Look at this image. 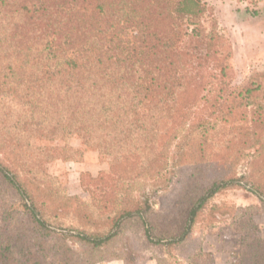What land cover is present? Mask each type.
<instances>
[{
    "label": "trees",
    "instance_id": "1",
    "mask_svg": "<svg viewBox=\"0 0 264 264\" xmlns=\"http://www.w3.org/2000/svg\"><path fill=\"white\" fill-rule=\"evenodd\" d=\"M206 11L202 0H0V264H134L130 243L116 242L130 226L162 248L159 264H212L201 242L185 246L203 216L210 226L227 214L215 196L241 188L264 205L262 84L206 80L207 63L231 59ZM206 123L221 130L215 141ZM73 137L112 158L83 180L106 188L93 209L44 170L60 149L42 142ZM172 171L183 209L157 213L143 189ZM229 214L235 264H264L256 208Z\"/></svg>",
    "mask_w": 264,
    "mask_h": 264
},
{
    "label": "rangeland",
    "instance_id": "2",
    "mask_svg": "<svg viewBox=\"0 0 264 264\" xmlns=\"http://www.w3.org/2000/svg\"><path fill=\"white\" fill-rule=\"evenodd\" d=\"M202 1L207 5V11L203 17L204 26L208 31L212 29V26L216 27L217 35L223 36L225 42L231 46L230 67L220 65L219 58H224L227 54L226 51L221 52L205 65L206 80L209 78L208 80L212 81H226L232 90L238 89L248 81H260L262 90L259 95L260 99L264 100V0ZM222 45L225 47L224 44ZM224 69H226V76L221 77ZM191 71L192 69H188L186 72ZM205 112L211 113L209 110ZM206 113L204 116L207 118L209 114ZM206 125L209 140L215 141L216 135H218L217 138L220 137V129L215 131L212 128L213 124L206 123ZM230 127L228 126L229 129ZM42 144L60 149L56 152L59 157L44 165L45 172L57 180L68 197L86 204L90 209L95 208L98 201L102 199L103 193L106 192V188L91 183V191H89L84 186L83 180L88 184L90 179H96L102 172L109 171L111 156L101 155L96 148L83 145L77 137L71 138L67 143L57 141L42 142ZM65 147L68 149H64ZM175 151L176 148L173 147L170 161L174 158ZM187 153H189L188 150ZM256 165L260 167L259 163ZM183 166L184 164L181 166L184 173L188 172V168ZM246 171V162L237 164V177L245 175ZM179 176L180 173L172 171L165 175V182L161 178L155 184H149L143 189L144 194L152 197L153 208L157 213L170 212L177 215L182 211L183 208L177 206L175 201L179 192L177 182ZM138 194H140L138 191L133 192L134 197ZM212 204L222 206L227 214L219 213L218 221L210 226L207 224V216H203L202 223L195 228L185 249L192 250L197 242H201L204 251L212 255V264H235L240 254L241 229L233 224L229 212L232 209L255 207L254 220L260 227L259 236L264 240V205L256 196L241 188H231L217 194ZM67 213L65 223L70 225L74 220L73 207L69 208ZM116 242L118 246L130 243L134 264H159V259L165 257L162 248L149 245L142 236V231L135 226L128 227ZM176 255L181 258L179 251ZM94 264H125V262L114 259Z\"/></svg>",
    "mask_w": 264,
    "mask_h": 264
}]
</instances>
